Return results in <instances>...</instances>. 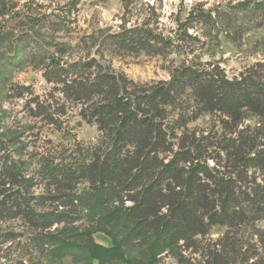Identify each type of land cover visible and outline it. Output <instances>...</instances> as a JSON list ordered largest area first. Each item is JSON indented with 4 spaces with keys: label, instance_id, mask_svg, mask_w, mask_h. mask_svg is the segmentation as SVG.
<instances>
[{
    "label": "trees",
    "instance_id": "16d2710c",
    "mask_svg": "<svg viewBox=\"0 0 264 264\" xmlns=\"http://www.w3.org/2000/svg\"><path fill=\"white\" fill-rule=\"evenodd\" d=\"M249 1L236 8L246 10ZM189 28L178 23L175 35L165 36L147 25L123 24L111 37L123 51L186 55L166 81L135 83L95 58L50 59L44 78L52 93H31V116L62 130L67 109L80 107V118L95 124L107 144L80 149L66 165L41 159L39 170L54 187L45 192L58 196L52 199L60 209L55 214L45 210L41 196L31 203L32 182L42 173L31 175L12 159L0 160V196L12 192L15 208L35 228L63 226L60 234L44 236L58 262L75 260L77 250L98 264L134 262L126 249L138 246L153 264L162 253L193 248L196 238L221 227L223 244L207 255V264H263L249 244L256 239L264 250V135L259 143L244 134L242 124L249 114L264 126V62L229 78L219 65L191 57ZM168 111L179 112L182 135L167 130ZM202 114L217 117L226 135L221 141L188 134V123ZM81 184L87 187L79 190ZM82 220L83 227L73 225ZM97 233L110 246L97 243Z\"/></svg>",
    "mask_w": 264,
    "mask_h": 264
},
{
    "label": "rangeland",
    "instance_id": "374dc122",
    "mask_svg": "<svg viewBox=\"0 0 264 264\" xmlns=\"http://www.w3.org/2000/svg\"><path fill=\"white\" fill-rule=\"evenodd\" d=\"M246 1L0 0V140L4 144L0 145V160L12 159L25 167V172L37 175L42 173L39 170L42 158H54L55 164L66 165L70 159L79 157L80 149L107 144L95 124H87L80 118V107L67 109L64 118L68 124L62 130L31 116L28 100L52 93L53 86L46 82L44 71L53 57L62 61L95 58L139 84L168 80L172 69L185 60L186 55L176 53L163 57L119 50L111 37L121 31L123 24L126 29L147 25L165 36H174L178 23L186 24L195 45L191 57L219 65L229 78L263 63L264 0H250L246 10L236 8ZM178 113L168 111L165 124L167 130L180 136L185 127L179 123ZM247 117L242 124L244 134L261 138L264 126L258 118L249 114ZM186 128L189 135H203L209 141L213 138L214 144L226 136L215 115L202 114ZM260 138L258 141L262 143ZM214 146L209 147L211 156L215 154ZM44 176L42 173V178L32 182L31 203L35 204L41 196L39 202L45 210L55 214L60 209L57 210L52 199L58 196L46 194V189L54 187ZM86 187L81 184L78 189ZM10 194L0 196V209L9 208L7 213L0 211V264H98L80 250L76 251L75 260L58 262L44 236L49 232L60 234L63 226L54 225L42 231L30 225L15 208L17 201ZM73 225L83 227L85 221ZM258 227L262 228L263 223H258ZM225 232V228L215 227L208 235L196 238L193 248L166 251L153 264H207V255L220 250ZM248 237L246 232L244 238ZM94 240L110 246L109 238L101 233L95 234ZM250 241L252 250L255 248L263 257L264 264V250L258 249L256 239ZM143 249L127 248L126 258L135 259L134 262L119 264H148Z\"/></svg>",
    "mask_w": 264,
    "mask_h": 264
}]
</instances>
